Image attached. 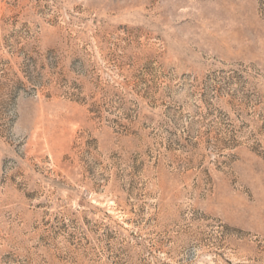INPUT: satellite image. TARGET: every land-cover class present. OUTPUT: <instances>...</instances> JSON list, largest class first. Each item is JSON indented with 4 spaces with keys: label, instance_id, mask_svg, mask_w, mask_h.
Returning <instances> with one entry per match:
<instances>
[{
    "label": "rangeland",
    "instance_id": "obj_1",
    "mask_svg": "<svg viewBox=\"0 0 264 264\" xmlns=\"http://www.w3.org/2000/svg\"><path fill=\"white\" fill-rule=\"evenodd\" d=\"M0 264H264V0H0Z\"/></svg>",
    "mask_w": 264,
    "mask_h": 264
}]
</instances>
